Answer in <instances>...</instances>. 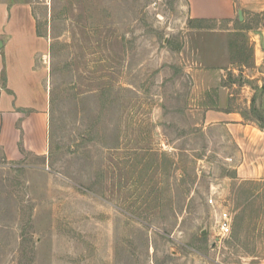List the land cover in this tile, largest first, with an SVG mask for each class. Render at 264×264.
<instances>
[{
    "label": "rangeland",
    "instance_id": "374dc122",
    "mask_svg": "<svg viewBox=\"0 0 264 264\" xmlns=\"http://www.w3.org/2000/svg\"><path fill=\"white\" fill-rule=\"evenodd\" d=\"M22 2L36 31L24 12L12 43L0 29V98L8 70L48 140H0V264H264V181L238 176L215 115L260 79L246 25L217 35L187 0H0Z\"/></svg>",
    "mask_w": 264,
    "mask_h": 264
},
{
    "label": "crops",
    "instance_id": "0c3cea01",
    "mask_svg": "<svg viewBox=\"0 0 264 264\" xmlns=\"http://www.w3.org/2000/svg\"><path fill=\"white\" fill-rule=\"evenodd\" d=\"M190 7L191 18L196 20L214 21L216 22V33L221 35L222 29L220 25L228 22L230 33H235L238 29L234 26L236 21L239 24H245V28L249 31L252 45L254 49V68L252 79L259 78L257 83L248 87L252 97L249 98L247 106L240 109H227L226 106L216 105V125L225 126L237 146V162L235 164L236 173L245 180H262L264 181V116L263 118L253 117L251 114L261 110L264 115V0H187ZM32 7L29 3L22 2L14 4L11 7L9 4H0V29H4L6 34H10L11 43L15 34L20 33L22 27V15L31 16L36 31L34 17L30 10ZM16 9V11H15ZM33 11V10H32ZM258 18V23L253 24V20ZM252 23L253 25H248ZM240 26V25H239ZM234 27V28H232ZM223 28V26H222ZM221 31V32H219ZM5 44H7L5 42ZM1 72V68H0ZM7 73V89L13 94L7 92L1 93L0 98V113L9 111L11 113L3 118V126L1 130L0 140L8 155L15 152L20 139H23L27 149H31L38 154H44L47 144V128L48 107L42 105L40 109H32L26 104H22L17 97V90L14 86L11 75ZM27 85V80L20 82L19 87ZM13 96V98H12ZM10 98V100H9ZM31 108L33 111L22 121L21 129L15 127L19 119V110ZM258 107V108H257ZM244 109V110H242ZM14 112V114H12ZM252 112V113H251ZM40 120L43 123V135L41 137V146L34 143L35 136L30 135V119L37 117V122ZM10 120L14 128V136L11 138L6 135V121ZM32 126V125H31ZM37 132V131H36ZM21 133L23 137H21ZM38 134V133H37Z\"/></svg>",
    "mask_w": 264,
    "mask_h": 264
},
{
    "label": "built area",
    "instance_id": "2783aa9c",
    "mask_svg": "<svg viewBox=\"0 0 264 264\" xmlns=\"http://www.w3.org/2000/svg\"><path fill=\"white\" fill-rule=\"evenodd\" d=\"M231 225V217L228 212L223 211L220 214V227L223 231L229 230Z\"/></svg>",
    "mask_w": 264,
    "mask_h": 264
},
{
    "label": "water",
    "instance_id": "95a60500",
    "mask_svg": "<svg viewBox=\"0 0 264 264\" xmlns=\"http://www.w3.org/2000/svg\"><path fill=\"white\" fill-rule=\"evenodd\" d=\"M4 45L3 41H0V48Z\"/></svg>",
    "mask_w": 264,
    "mask_h": 264
}]
</instances>
